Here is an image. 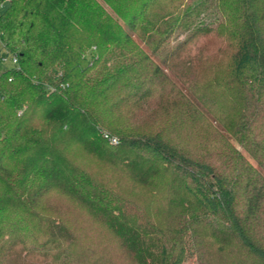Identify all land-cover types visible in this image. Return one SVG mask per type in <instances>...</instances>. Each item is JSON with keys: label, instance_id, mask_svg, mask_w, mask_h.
<instances>
[{"label": "trees", "instance_id": "trees-1", "mask_svg": "<svg viewBox=\"0 0 264 264\" xmlns=\"http://www.w3.org/2000/svg\"><path fill=\"white\" fill-rule=\"evenodd\" d=\"M214 2L0 0V264H264V0Z\"/></svg>", "mask_w": 264, "mask_h": 264}, {"label": "rangeland", "instance_id": "rangeland-1", "mask_svg": "<svg viewBox=\"0 0 264 264\" xmlns=\"http://www.w3.org/2000/svg\"><path fill=\"white\" fill-rule=\"evenodd\" d=\"M206 0H199L200 5H203V11H202V15L201 18H203L204 20H206V15H211L212 13H214V11L216 12V3L214 2V0H211L207 3H205ZM4 5V9L6 8L5 4ZM2 9V10H4ZM214 17V16H213ZM215 19V17H214ZM207 21V20H206ZM214 21L213 18L211 17V19L208 18V22H212ZM233 142L236 144V141L233 140ZM237 145V144H236ZM239 151H242L244 154H246V156L248 158H250L249 153H246L243 149H241L240 147H238ZM166 200L161 199L159 196H153L152 198H150L149 200V204L151 206H153L154 210H157V213H159V210H161L163 213H166L167 211L170 210L169 206L167 205V203H165ZM167 210V211H166ZM172 214H173V210H172ZM70 220L72 221H77V218L75 216H70L69 217ZM171 219H173V217H170ZM89 223V222H88ZM86 223V225H88L91 228V225ZM185 264H192V262H186Z\"/></svg>", "mask_w": 264, "mask_h": 264}, {"label": "built area", "instance_id": "built-area-1", "mask_svg": "<svg viewBox=\"0 0 264 264\" xmlns=\"http://www.w3.org/2000/svg\"><path fill=\"white\" fill-rule=\"evenodd\" d=\"M4 9V5L0 6V10ZM0 64L5 67H18L19 66V56L17 53L11 52L5 45V43L0 38ZM107 137V136H106ZM113 145L118 144L116 138H110Z\"/></svg>", "mask_w": 264, "mask_h": 264}]
</instances>
